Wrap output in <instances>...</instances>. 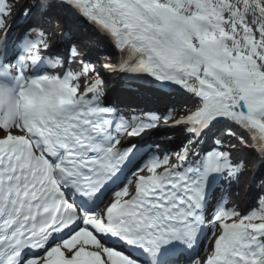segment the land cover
<instances>
[{
    "label": "snow or ice",
    "instance_id": "snow-or-ice-1",
    "mask_svg": "<svg viewBox=\"0 0 264 264\" xmlns=\"http://www.w3.org/2000/svg\"><path fill=\"white\" fill-rule=\"evenodd\" d=\"M58 3L117 54L91 62L98 41L77 38L66 57L47 56L45 27L10 52L12 5L0 0V264H141L137 251L173 264L171 246L191 249L202 230L188 264H264V195L250 211L224 200L204 213L211 176L242 171L244 149L264 159V0ZM101 70L176 85L196 102L125 113L105 102ZM222 121L232 126L201 152ZM162 123L190 138L128 170L136 146L125 142Z\"/></svg>",
    "mask_w": 264,
    "mask_h": 264
},
{
    "label": "bare ground",
    "instance_id": "bare-ground-1",
    "mask_svg": "<svg viewBox=\"0 0 264 264\" xmlns=\"http://www.w3.org/2000/svg\"><path fill=\"white\" fill-rule=\"evenodd\" d=\"M34 1L36 2L35 5H32L29 8H27V5V7L25 8L24 4H22V0H16V5L14 4V2L12 3L11 0H7V2L12 5L11 9H13V11L15 12V21L19 25L17 27L18 33L21 32L25 34L29 29L37 26L45 27L46 35L51 34L52 37H56L59 30L57 29L59 22L52 20L51 23H48V20L50 17L56 19L60 17L61 19H64L63 15L59 12V9L56 5L57 1L55 3V0H49V4L47 6H41L40 0ZM26 10L27 14H25ZM82 26L84 25L76 20L75 27L70 33L63 31L64 34H67L65 35V39L67 40L68 45H72V41L77 38H87L89 40H94L93 37L96 35L93 34H96V32L87 26H85L86 29L84 30ZM61 30L62 29L60 28V32ZM59 36H57V38H59ZM97 41V46H91L90 43L88 44L89 50L86 53V58L92 62H95L96 59H98V53H103L104 51L106 52V50L108 49L111 50L109 43H107L104 38L100 37ZM103 44L108 48H106V46H104ZM51 51L54 56H67L66 53H64L60 49H53ZM112 54L113 56H115L117 53L112 51ZM108 91L110 97L114 101H116L117 107L123 110L125 113H127L129 109H134L137 113L144 112L146 110H154L156 109L158 104H169L174 101L172 99L173 94L171 93H161L153 88L145 87L135 82L127 83V81H124L120 77H116L112 80V87L108 89ZM187 102L190 103V105L193 104V100ZM158 133L160 136L162 135L160 130H158ZM150 139L151 136L148 137L145 141L138 144L137 153L141 158L153 155L155 153L153 150L158 147V144H156L155 142H150ZM246 163L250 167V165L252 164V160L250 159V157H248ZM255 186L252 190V193L255 192Z\"/></svg>",
    "mask_w": 264,
    "mask_h": 264
}]
</instances>
